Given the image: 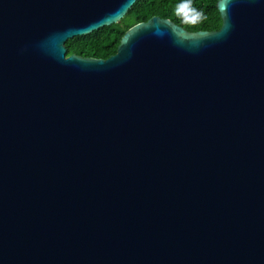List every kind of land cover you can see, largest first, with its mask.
<instances>
[{
    "label": "water",
    "instance_id": "water-1",
    "mask_svg": "<svg viewBox=\"0 0 264 264\" xmlns=\"http://www.w3.org/2000/svg\"><path fill=\"white\" fill-rule=\"evenodd\" d=\"M136 0H0V264H264V0L64 43Z\"/></svg>",
    "mask_w": 264,
    "mask_h": 264
},
{
    "label": "trees",
    "instance_id": "trees-1",
    "mask_svg": "<svg viewBox=\"0 0 264 264\" xmlns=\"http://www.w3.org/2000/svg\"><path fill=\"white\" fill-rule=\"evenodd\" d=\"M217 0H136L116 23L64 43L65 56L106 59L115 53L123 33L153 16L168 19L189 33L216 31L221 23Z\"/></svg>",
    "mask_w": 264,
    "mask_h": 264
}]
</instances>
